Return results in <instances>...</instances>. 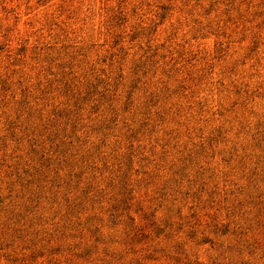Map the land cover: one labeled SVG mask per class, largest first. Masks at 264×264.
Here are the masks:
<instances>
[{
    "label": "rangeland",
    "instance_id": "rangeland-1",
    "mask_svg": "<svg viewBox=\"0 0 264 264\" xmlns=\"http://www.w3.org/2000/svg\"><path fill=\"white\" fill-rule=\"evenodd\" d=\"M0 264H264V0H0Z\"/></svg>",
    "mask_w": 264,
    "mask_h": 264
}]
</instances>
